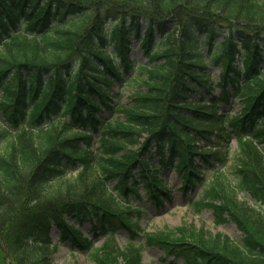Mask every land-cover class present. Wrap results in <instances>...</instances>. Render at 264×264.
Returning a JSON list of instances; mask_svg holds the SVG:
<instances>
[{"label": "trees", "instance_id": "1", "mask_svg": "<svg viewBox=\"0 0 264 264\" xmlns=\"http://www.w3.org/2000/svg\"><path fill=\"white\" fill-rule=\"evenodd\" d=\"M133 39L148 79L127 107L111 89L137 67ZM207 59L221 68L217 84ZM0 91L3 264H52L54 227L97 264H141L132 242L145 211L130 198L145 192L162 207L170 167L184 191L202 184L206 168L227 161L207 149L213 138L237 140L238 186L264 207V0H0ZM222 105L241 109L231 116ZM106 111L126 122L106 121ZM202 198L218 224L238 225L241 246L183 228L144 233L148 244L184 264H264V217L234 194ZM85 224L94 238L124 231L130 245L107 238L96 249Z\"/></svg>", "mask_w": 264, "mask_h": 264}, {"label": "rangeland", "instance_id": "2", "mask_svg": "<svg viewBox=\"0 0 264 264\" xmlns=\"http://www.w3.org/2000/svg\"><path fill=\"white\" fill-rule=\"evenodd\" d=\"M113 26V21H110L108 27ZM224 32L223 34H225ZM222 38L219 37V41L222 42ZM200 50L207 55L208 46L205 42V37H200ZM131 58L136 63V69L132 70L128 75H125L124 82L118 83L112 87L111 91L119 93L114 102L122 104V106H133V96L138 92H143L144 82L148 79V72L144 69L147 64V57L143 53L142 48L138 40L133 39V46L131 51ZM210 66L209 74L212 81L217 84L220 81L221 68L211 65L209 59L206 60ZM141 68V70H140ZM218 92V91H217ZM1 95V91H0ZM238 103V101H235ZM224 111L231 113L234 116L241 109V105L221 106ZM103 117L106 121L114 122H126V117L122 113L113 114L111 112H104ZM1 120V116H0ZM1 127V122H0ZM1 129V128H0ZM76 133V132H75ZM92 134H96L91 132ZM143 141V140H141ZM208 150H220L226 158L224 165H217L215 170L205 169L204 182L197 187L189 186L186 191L183 190V179L179 176L178 172L174 168L163 169V176L168 183L169 189L172 191L171 199L166 200L162 207L154 205L150 200L146 198V193H141L142 201L138 202L135 196L130 198V203L134 207H142L144 213L140 216V225L143 232L140 233V237L136 239L133 244L136 248L141 249V264H184L181 259L169 257L163 253L158 247L148 244L146 238L143 236L146 234H159L167 232L169 229L183 228L189 232H195L198 236H203L204 239L212 240L220 236L221 238H228L234 244L241 246L243 244L244 234L239 229L238 225L232 221H226L225 223L218 224L216 222V215L207 203H204L203 196H207L211 193H217L221 197L226 198V195L234 194L238 202L248 203L257 214L264 217V207L253 199L246 189L238 186L240 181L238 175L239 167V152L237 140L234 138H213ZM207 143L203 141L200 146L203 147ZM152 148L153 145L151 146ZM139 145H128V150L138 151ZM91 151L95 154L101 153L100 137L95 135L92 142ZM155 155V149H152L149 156ZM198 158L196 161L198 162ZM213 162V160H212ZM216 161H214L215 163ZM71 175L74 172L70 173ZM68 175V178L70 176ZM116 182L110 183V188L114 190ZM139 189L142 190L143 186L140 185ZM197 202V203H196ZM202 203L201 206L196 207V204ZM217 204H219L217 202ZM85 234H89L91 230L90 224H85L81 227ZM6 226L1 230L0 227V244L5 247V234ZM91 233L89 237L94 238ZM51 237L53 244L57 246L56 253L52 256V264H97L93 258V251L80 252L73 250L68 243H60V233L54 227L51 230ZM108 237L104 235L96 236L94 238V245L96 249H100ZM110 244L117 246L119 250H125L129 245V235L124 231H119L108 238ZM5 257V256H2ZM6 262V261H5ZM123 262V261H122ZM4 263V260L0 262Z\"/></svg>", "mask_w": 264, "mask_h": 264}]
</instances>
